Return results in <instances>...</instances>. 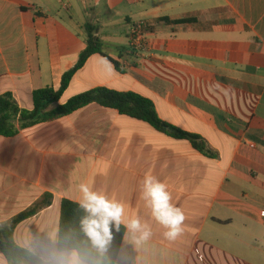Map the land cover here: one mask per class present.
<instances>
[{
    "label": "crops",
    "instance_id": "1",
    "mask_svg": "<svg viewBox=\"0 0 264 264\" xmlns=\"http://www.w3.org/2000/svg\"><path fill=\"white\" fill-rule=\"evenodd\" d=\"M141 22L150 27L138 55L129 36ZM88 23L104 54L53 107L98 88L136 93L161 120L202 138L210 155L91 104L0 136V224L51 197L14 239L56 264L73 252L58 248L62 202L78 203L87 184L151 228L142 243L126 229L116 264H264V0H0V96L32 110L35 91H58L87 48ZM149 173L185 214L175 241L141 196Z\"/></svg>",
    "mask_w": 264,
    "mask_h": 264
},
{
    "label": "trees",
    "instance_id": "2",
    "mask_svg": "<svg viewBox=\"0 0 264 264\" xmlns=\"http://www.w3.org/2000/svg\"><path fill=\"white\" fill-rule=\"evenodd\" d=\"M158 23H173L168 18H160ZM183 22V21H179ZM178 23V22H177ZM87 48L81 54L77 64L62 79L61 88L37 90L33 94L34 108H21L11 93L0 96V136L13 138L25 129L40 123L54 121L73 114L91 104L113 109L119 114L149 123L157 131L175 139L187 140L202 153L210 155L202 138L184 132L160 119L153 102L132 92H117L107 88H98L71 98L66 104L58 105L64 92L68 89L75 74L81 70L94 55H103L104 43L98 37V28L90 23L85 25ZM52 204V198L46 197L34 207L19 214L12 220L0 224V253L8 264H47L33 252L17 245L14 239L16 228L24 221L36 216ZM86 213L78 203L64 200L61 205V218L58 248L61 252L75 251L85 264H116L126 235V228L120 225L119 230H112V239L103 256L91 246L90 240L81 231L80 220Z\"/></svg>",
    "mask_w": 264,
    "mask_h": 264
},
{
    "label": "clouds",
    "instance_id": "3",
    "mask_svg": "<svg viewBox=\"0 0 264 264\" xmlns=\"http://www.w3.org/2000/svg\"><path fill=\"white\" fill-rule=\"evenodd\" d=\"M79 190L83 198L78 204L86 213L80 220L81 231L101 256L112 239L113 228L118 231L121 224L133 234L137 243L146 242L152 237L151 228L142 223L138 216L126 218L125 205L121 201L110 200L93 191L87 184L79 185ZM141 196L150 206L153 217L165 228L163 237L168 241L180 237L186 217L183 210L171 202L172 196L167 184L150 173L146 174L142 181ZM55 259L56 264H83L82 258L75 251L61 253ZM0 264H6V261L0 258Z\"/></svg>",
    "mask_w": 264,
    "mask_h": 264
},
{
    "label": "built area",
    "instance_id": "4",
    "mask_svg": "<svg viewBox=\"0 0 264 264\" xmlns=\"http://www.w3.org/2000/svg\"><path fill=\"white\" fill-rule=\"evenodd\" d=\"M149 24L145 22L135 24L129 36V48L136 54L140 55L148 47L147 35L149 31ZM262 218L264 219V211L261 213Z\"/></svg>",
    "mask_w": 264,
    "mask_h": 264
}]
</instances>
